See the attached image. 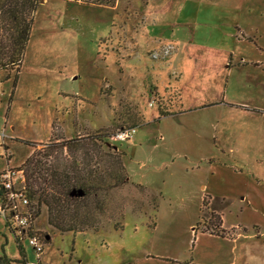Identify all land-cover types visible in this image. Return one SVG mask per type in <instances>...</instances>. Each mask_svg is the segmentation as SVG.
<instances>
[{"label":"rangeland","instance_id":"obj_1","mask_svg":"<svg viewBox=\"0 0 264 264\" xmlns=\"http://www.w3.org/2000/svg\"><path fill=\"white\" fill-rule=\"evenodd\" d=\"M86 1L38 0L18 76L0 71V174L32 153L25 141L43 149L98 133V151L85 145L59 161L75 157L107 181L119 158L128 182L100 195L96 230L57 231L41 204L29 229L39 254L25 236L19 253L0 213V255L25 264H264V64L249 62L264 60L253 51L264 50V0ZM163 108L171 112L160 117ZM223 213L229 228L213 232Z\"/></svg>","mask_w":264,"mask_h":264},{"label":"trees","instance_id":"obj_2","mask_svg":"<svg viewBox=\"0 0 264 264\" xmlns=\"http://www.w3.org/2000/svg\"><path fill=\"white\" fill-rule=\"evenodd\" d=\"M86 2L112 4L111 0ZM37 5L38 0H0V71L13 70L15 78L18 76L24 57ZM179 96L174 99V103L178 101ZM176 111L180 112V110ZM170 112L163 108L159 116L168 115ZM137 125L139 124H134L133 128ZM100 142L102 141L98 133L88 135L85 141L82 138L58 137L50 144H45L43 149H37L35 142L25 141L33 151L25 158L19 169L23 170L24 190L31 202L29 206L34 209L35 216L39 214L40 205L45 206L46 221L57 231L82 232L88 228L96 230L101 222L96 212L100 213L103 210V197L101 198L100 195L102 193L107 195L112 188L128 182V176L123 175L124 166L119 158H116V161L120 170L116 174H109L110 179L107 181L101 173L95 175V170L86 168V164L78 166L80 162L75 157L71 160H67L66 157L63 163L59 161V155L66 152L69 157L71 152L84 149L85 145H91L98 151ZM98 153L101 152L96 154ZM219 222L218 225L211 226L213 232L217 233L216 228L221 225L220 218ZM16 240L19 253L24 257L20 240L18 237ZM15 262L25 264L24 259L11 260L3 252L1 253L0 264Z\"/></svg>","mask_w":264,"mask_h":264},{"label":"built area","instance_id":"obj_3","mask_svg":"<svg viewBox=\"0 0 264 264\" xmlns=\"http://www.w3.org/2000/svg\"><path fill=\"white\" fill-rule=\"evenodd\" d=\"M132 130H120L117 137L123 140L132 137ZM25 178L22 169L8 168L0 174V213L10 230L21 241L28 237L36 253L43 251V245L36 236L30 233L32 222L35 219L34 209L30 207L29 197L26 195Z\"/></svg>","mask_w":264,"mask_h":264},{"label":"crops","instance_id":"obj_4","mask_svg":"<svg viewBox=\"0 0 264 264\" xmlns=\"http://www.w3.org/2000/svg\"><path fill=\"white\" fill-rule=\"evenodd\" d=\"M200 3H201V2H200ZM203 3L208 4L207 1H204ZM198 4H199V3H198ZM214 4L216 5V3H213L212 5H214ZM218 12H219V11H218ZM216 13H217V12H216ZM206 25H207V23H206ZM235 25H238V23H237L236 21H232V28H233V26H235ZM238 27H239V25H238ZM239 30L241 31L240 27H239ZM249 36H250V35H249ZM249 36H248V37H249ZM250 37H251V36H250ZM250 37H249V39H251ZM223 49H227V50H224V51H230V50H231L230 48H223ZM253 51H255V52L258 51V52H260V51H264V50H263L262 48H257V49H255V50H253ZM246 61H247V60H246ZM249 62H251V64H252L253 67H258V66L261 67V66H263V64H264V60H262V59H254V60H253V59H249ZM261 63H262V64H261ZM251 64H250V65H251ZM222 65H223V62H222ZM222 65H221V66H222ZM223 68H225L226 70H228V73L231 75L232 70H229V69H228V64H227L226 60H225V62H224ZM225 69H224V70H225ZM224 81H225V80L221 81L219 75L214 79V82H216V83L219 82L220 84H222V90H221V91H222V94H221V95H222V97H221L222 100H224L225 97H226V88L223 87V86H224ZM203 104H204V103H203ZM203 104H198V106H196V107H204L205 105H203ZM205 104H206V103H205ZM190 109H191V108H190ZM190 109H189V111H190ZM194 109H195V108H194ZM259 161H260V162H262V161L264 162V159L262 160V158H261ZM224 199H225V198H224ZM245 201L247 202V204H249V205H247V208H249V209L252 208V206H251L252 204L250 203L251 201H250L249 199H246ZM228 205H229V204H228ZM228 205H227V206H228ZM243 209H244V208L241 207L240 210H243ZM222 219H223V222L221 223L220 226H221L222 228H229V227H225L226 224H225L224 213H223V215H222ZM230 226L234 227V225H232V224H231Z\"/></svg>","mask_w":264,"mask_h":264}]
</instances>
